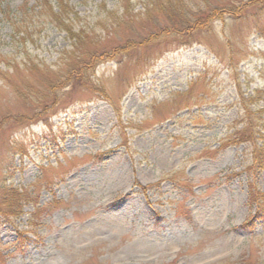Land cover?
I'll list each match as a JSON object with an SVG mask.
<instances>
[{"label":"rangeland","instance_id":"374dc122","mask_svg":"<svg viewBox=\"0 0 264 264\" xmlns=\"http://www.w3.org/2000/svg\"><path fill=\"white\" fill-rule=\"evenodd\" d=\"M2 1L15 11L41 0ZM148 1L129 0L131 14ZM125 3L71 0L87 28ZM256 12L227 9L193 36L165 31L141 67L127 56L99 66L116 109L69 86L36 117L42 87L29 71L11 78L35 89L28 99L1 77L22 58L0 11V184L28 193L18 217H0V264H264V212L249 194L252 184L264 192V169L252 142L219 152L247 124L264 144ZM69 44L48 25L27 37L36 63L54 70Z\"/></svg>","mask_w":264,"mask_h":264},{"label":"trees","instance_id":"16d2710c","mask_svg":"<svg viewBox=\"0 0 264 264\" xmlns=\"http://www.w3.org/2000/svg\"><path fill=\"white\" fill-rule=\"evenodd\" d=\"M220 1L149 0L141 13L132 15L129 0H127L121 13L120 11L110 12L104 20H99L94 28H87L80 26L79 16L75 13L71 0H41L33 7L25 3L15 11L9 4L0 0L2 21L11 28L12 42L17 45L18 54L22 58L21 62L13 59L14 65L8 64L13 75L9 76L8 72H1V77L4 82H11L17 96L28 99L35 89L21 87L22 81L12 82L11 78L13 76L19 78L29 71L31 79L42 87V90L34 94L39 98V109L44 112L40 115L35 114L36 117L43 116L59 103V99H64L66 96L61 92L69 86L99 95L100 100L109 102L116 109L115 102L106 93L107 88L95 77L99 66L117 59L121 63L126 56L135 60L136 67L146 65L152 53L150 46L165 36V31L172 35L193 36L199 31L210 28L213 18L216 15L223 16L227 9L241 12L257 9L254 16L256 25H260V19L264 17V0H226L228 3L223 4H220ZM37 24L43 27L53 26L64 33L70 42L69 47L60 53L55 70L46 64L36 63L27 47V37L32 26ZM160 24L164 26L161 27ZM142 32L147 34L143 35ZM260 33L264 36V26ZM136 37H138L137 40ZM112 39L116 40V46L111 45L114 43ZM20 46L23 48H19ZM254 130L255 126L247 124L242 131L224 142L219 152L232 146L252 142L255 168L263 170L264 144L262 146L255 144ZM19 147L14 146L13 142L10 143V150L15 154L19 151L24 156L28 155L25 148ZM249 194L251 204L259 207L258 212L261 210L264 212V192L252 184L249 187ZM27 198L26 191H20L2 182L0 184V217L3 219L18 217ZM257 215L247 225L255 223Z\"/></svg>","mask_w":264,"mask_h":264}]
</instances>
